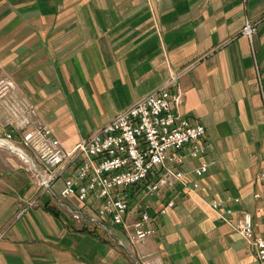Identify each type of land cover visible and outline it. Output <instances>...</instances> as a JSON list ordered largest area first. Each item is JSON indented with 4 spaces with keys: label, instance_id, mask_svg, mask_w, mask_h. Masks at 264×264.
I'll return each instance as SVG.
<instances>
[{
    "label": "crops",
    "instance_id": "obj_1",
    "mask_svg": "<svg viewBox=\"0 0 264 264\" xmlns=\"http://www.w3.org/2000/svg\"><path fill=\"white\" fill-rule=\"evenodd\" d=\"M246 18L257 23L251 40ZM188 65L179 111L204 126L207 149L181 169L216 160L188 174L198 190L127 188L133 216L147 209L154 229L131 242L119 227L74 219L60 206H76L61 199V178L40 193L0 150V264H258L232 223L249 211L264 234V200L253 198L264 170V0H0V74L65 148Z\"/></svg>",
    "mask_w": 264,
    "mask_h": 264
},
{
    "label": "built area",
    "instance_id": "obj_2",
    "mask_svg": "<svg viewBox=\"0 0 264 264\" xmlns=\"http://www.w3.org/2000/svg\"><path fill=\"white\" fill-rule=\"evenodd\" d=\"M256 21L246 18L241 32L252 39ZM190 65L171 71L162 84L137 98L116 113L102 127L80 139L73 148H65L51 127L40 118L36 107L20 93L17 83L0 74V146L17 153L26 163L43 191H50L54 182L63 180L62 199L76 202L70 209L75 219L119 227L131 242H139L154 233L153 216L147 209L133 216L126 189L135 185L141 192L163 195V188L180 183L189 190H198V183L188 187V174L201 177L216 163L206 158L188 171L181 169L186 158L205 154V128L184 118L179 107L183 91L180 78ZM175 86L174 91L170 90ZM21 150L18 153L13 150ZM264 162V157L262 158ZM70 169V173H68ZM256 200H264V170L256 174ZM174 205L173 199L161 205L159 213ZM212 209L219 211L221 201L210 199ZM226 211L230 213L231 208ZM232 227L255 251L258 264H264V234H255L252 214L238 211Z\"/></svg>",
    "mask_w": 264,
    "mask_h": 264
},
{
    "label": "rangeland",
    "instance_id": "obj_3",
    "mask_svg": "<svg viewBox=\"0 0 264 264\" xmlns=\"http://www.w3.org/2000/svg\"><path fill=\"white\" fill-rule=\"evenodd\" d=\"M4 122V121H3ZM0 150L1 151H5L4 153H10L9 155H12V154H14L15 156H18L17 155V153H14L13 151H11V150H9V149H7L6 147H4V146H0ZM12 153V154H11ZM19 157V156H18ZM20 158V157H19ZM21 159V158H20ZM21 162V164H22V167H23V169H24V166L26 165V163L21 159L20 160ZM25 170V169H24ZM25 172H27V171H25ZM27 173H29L30 174V176L32 177V179H33V181L35 182V184L37 185V187L39 188V191H40V193H42V192H45V191H43V187H42V185L40 184V181L38 180V178L32 173V172H27ZM55 183V182H54ZM60 195V194H59ZM61 197V196H60ZM62 199V198H61ZM63 200V199H62ZM32 203V202H31ZM60 203L62 204V202L60 201ZM61 207H63L64 209H66L67 211H69L70 212V214L72 215V213H71V211H70V209H74L72 206H69V205H60ZM75 219V218H74ZM2 237V233H0V238Z\"/></svg>",
    "mask_w": 264,
    "mask_h": 264
},
{
    "label": "bare ground",
    "instance_id": "obj_4",
    "mask_svg": "<svg viewBox=\"0 0 264 264\" xmlns=\"http://www.w3.org/2000/svg\"><path fill=\"white\" fill-rule=\"evenodd\" d=\"M13 147V150L15 151V152H17L18 151V153L20 152V154H22L23 155V152L21 151V150H18V149H15L16 147H14V146H12ZM23 157H25V155H23Z\"/></svg>",
    "mask_w": 264,
    "mask_h": 264
}]
</instances>
